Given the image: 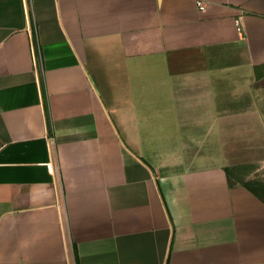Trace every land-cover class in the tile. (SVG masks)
Here are the masks:
<instances>
[{
    "label": "crops",
    "instance_id": "obj_1",
    "mask_svg": "<svg viewBox=\"0 0 264 264\" xmlns=\"http://www.w3.org/2000/svg\"><path fill=\"white\" fill-rule=\"evenodd\" d=\"M197 1L0 0V264H264V0Z\"/></svg>",
    "mask_w": 264,
    "mask_h": 264
},
{
    "label": "built area",
    "instance_id": "obj_2",
    "mask_svg": "<svg viewBox=\"0 0 264 264\" xmlns=\"http://www.w3.org/2000/svg\"><path fill=\"white\" fill-rule=\"evenodd\" d=\"M197 4H198V6H199V8H200L201 10H205V9H206V2H205L204 0H198V1H197ZM50 140L53 141V137H50ZM47 166H48V168H49L50 171H53V169H54V165H53V162H52V161H49V162L47 163Z\"/></svg>",
    "mask_w": 264,
    "mask_h": 264
}]
</instances>
